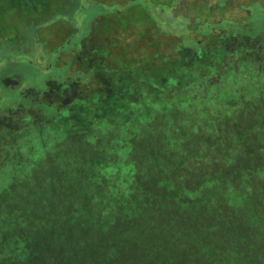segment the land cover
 Instances as JSON below:
<instances>
[{"label":"trees","instance_id":"16d2710c","mask_svg":"<svg viewBox=\"0 0 264 264\" xmlns=\"http://www.w3.org/2000/svg\"><path fill=\"white\" fill-rule=\"evenodd\" d=\"M26 1L0 0V113H26L0 117V207L12 214H0V264L39 263L51 247L50 264H264L259 0H59L49 15ZM43 36L69 59L59 100L13 72L35 65L16 45ZM33 56L40 82L49 56ZM28 133L51 136L44 160ZM119 164L131 184L98 178ZM185 237L195 259L176 244Z\"/></svg>","mask_w":264,"mask_h":264},{"label":"rangeland","instance_id":"374dc122","mask_svg":"<svg viewBox=\"0 0 264 264\" xmlns=\"http://www.w3.org/2000/svg\"><path fill=\"white\" fill-rule=\"evenodd\" d=\"M70 1V0H69ZM110 1L111 4H117L120 2H123L124 0H108ZM258 4V2H256L255 4L253 3V6L256 7V5ZM26 5V9L27 10H35L36 8H44L46 10V12L44 13V15H49L51 12L49 10V5L55 9L57 7H59V0H28L25 3ZM102 5L97 7V13L98 11H100L102 9ZM264 8V0H259V4L256 7V14L258 16H261L260 14V10ZM108 9H112V8H108ZM237 9L235 8V11ZM24 11V10H23ZM26 12V11H24ZM29 12V11H27ZM93 12V11H92ZM94 14V12H93ZM79 15V14H78ZM83 14H82V18H83ZM90 16L91 15H85L86 21L88 22L90 20ZM74 17V16H73ZM77 18V17H75ZM84 19V18H83ZM20 20V19H19ZM81 24V23H80ZM18 26V25H17ZM13 33L16 35V33H21L20 28L15 27L14 30H12ZM11 31V32H12ZM58 33H59V29H58ZM25 35V34H24ZM41 43L39 44L40 47L38 49H33L31 47V45L28 42H19L18 45H16L15 47V51H17L18 53H23L28 55V62H34L35 65H31L30 63H28V65L26 66L24 63L19 62V64H17V66H15V69L13 72L16 73L19 76H23L26 77L25 80H22V90H26L28 91L29 86L34 87L32 85H35L41 90H44L45 87L49 86L50 89V97L58 99L59 100V91H56V87L59 90V88H66V84L64 83L65 81H63L66 77L67 74V68H68V60L66 58V62L65 60L59 61L58 59V53L56 52H52V49H55L56 44H52L53 42L48 41V37L43 36L42 39H40ZM49 54H54L53 57H51ZM35 55L37 58L41 57V56H49L48 58V62L45 63V65L48 67L47 69L44 70V68H42L43 72L46 71L44 74L46 75V78L42 81H36V82H32L33 79H36L38 77H40L41 72L39 71L40 68L36 65V60L34 59ZM60 63V65H59ZM41 64V63H40ZM50 66V67H49ZM33 67V68H32ZM55 71V72H54ZM51 79L49 81V83L47 84V80ZM67 81V80H66ZM7 84H12V85H16L18 83V80L16 78H9L6 79L4 81ZM70 82V81H69ZM52 84V85H51ZM72 84V83H71ZM76 83L73 82V87L76 88ZM74 88H72L71 90H73V92L70 90H68L66 93H70V96L66 97L63 101H72L71 98L73 96L72 93H74ZM62 93V90H61ZM26 113L23 111V108H18L16 110H10L7 112H1L0 113V117L4 120V123H12V118L16 117V119L20 120L21 117H23ZM7 115V116H6ZM30 133H28L27 135L32 137L34 140L30 141L28 144H30V146L34 149L35 151V155H37V157H35L33 159V161H42L45 159V157L48 155V150L50 148H55V145L51 143V136L49 135V140L50 142H44L47 138L41 137L40 134H38L37 136L35 135H29ZM56 144V142H53ZM117 144L119 145V148L121 149V142L117 141ZM122 148H124L122 146ZM126 152V149L124 148L120 153V155H122L123 153ZM6 164L4 163V160H0V198H2L4 196V190L5 188V184L7 183V179L10 178L8 177V174L5 172L7 170L6 167H4ZM124 166L119 164L116 166H112V167H107V168H102V173L106 172L109 174L110 177H104V176H100L98 177L99 179L102 178V180H104L105 178L111 179V180H118V182L123 181L125 184H131L133 182L134 176L133 173H130L128 175V177H123L124 171H123ZM111 169H114V171H112ZM120 174V175H118ZM100 180V181H102ZM125 187V186H124ZM121 189H124L122 187H120ZM128 193V191H123L121 190V193H119V196H123L126 195ZM26 194L27 196H39L38 193H36L35 191H32L31 189H27L26 190ZM24 198V197H23ZM21 199L19 202V208H22V210L28 208V199L24 200ZM5 205V206H4ZM8 210V206L6 204L1 205L0 207V214H4L7 216H11L12 214L10 212V210ZM21 214L23 212H20ZM20 219L22 221V218L20 216H18V218H14V220H18ZM36 224H39L36 226ZM37 228H39V231H42L41 229L43 228L44 223H42V221H37L34 224ZM0 226L5 227L6 230L10 229L7 225L4 224H0ZM34 228V227H33ZM43 232V231H42ZM40 232V233H42ZM45 233V232H44ZM178 242L176 244H185L186 245V249H185V253L184 256L185 258H188L190 255L193 256V258L195 259L196 253H195V249H191L192 244H195L196 246V242L188 237H185L183 239L177 240ZM59 245V244H58ZM54 246L57 247V244H55ZM195 248V247H194ZM54 249V247H51V249L47 252H41L40 253V261L39 263H34V264H50V262H48L47 258L49 257L50 253L52 252V250ZM31 250H33V247H31ZM56 256V253H55ZM53 256V257H55ZM185 264H189L190 261L189 260H185Z\"/></svg>","mask_w":264,"mask_h":264}]
</instances>
